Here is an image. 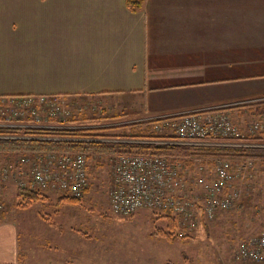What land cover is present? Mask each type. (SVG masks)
<instances>
[{"label": "crops", "instance_id": "1", "mask_svg": "<svg viewBox=\"0 0 264 264\" xmlns=\"http://www.w3.org/2000/svg\"><path fill=\"white\" fill-rule=\"evenodd\" d=\"M55 1L44 3L58 22L64 8V34L47 36L31 33L35 3L0 0V95L64 94L65 106H92L91 126L200 112L246 129L264 118V105L234 107L264 100V0H145L138 11ZM12 213L0 222V264H36L22 211Z\"/></svg>", "mask_w": 264, "mask_h": 264}, {"label": "rangeland", "instance_id": "2", "mask_svg": "<svg viewBox=\"0 0 264 264\" xmlns=\"http://www.w3.org/2000/svg\"><path fill=\"white\" fill-rule=\"evenodd\" d=\"M49 1L57 2L31 0L35 3L36 11V21L34 26L31 24V33L47 36L64 34V8L61 9L62 20L58 22L54 18L55 13L51 16V12H47L48 5L45 3ZM41 43L37 42V48ZM46 44L50 49L53 42L47 40ZM47 96L56 106L54 109L46 104L43 106L44 110L40 109L41 122L62 125L69 123L72 118L74 124L83 122L90 125L94 122L91 118V105L79 103L80 107H77L81 109L76 110L74 105L70 106L71 103L68 104L70 107L64 105V94ZM89 116L91 117L88 119ZM28 119L31 120L26 118V121L17 122H33ZM3 120L0 116L1 123ZM128 124L130 123L112 125ZM250 124L246 123V129H240L245 133ZM112 125L98 123L93 126ZM120 129L130 131L129 126L116 131ZM43 151L0 154V160L10 165L13 173L4 184H0V217L2 220L14 218L13 210L22 211V217L15 219L21 223L22 232L29 231L27 235L31 243L38 247L35 255L32 254L36 264L41 261L40 254L44 256L46 264H255L242 261L237 255L244 240L257 236L264 228L263 159L220 156L229 165L230 189L240 191V197L232 208L217 209L212 215L207 213L205 204L209 185L215 176L216 162L220 157L199 155L190 158L194 161L187 164L185 160L189 158L182 157L181 185L176 191L177 198L182 201L180 210L175 212L170 209L149 208L125 216L112 207L113 191L117 184L114 166L118 156L122 154L87 155V185L78 203L61 202L59 198L66 194L51 187L41 189L48 196L47 200L33 202L23 209L16 206L17 189L22 187L17 179L22 178L28 182L31 172L29 165H24L21 158L26 154L33 155L34 158L40 153L48 154ZM166 214L170 216L167 217ZM26 226L33 229L28 230ZM167 234H172V238ZM46 244L48 248L45 250L40 247ZM49 247L56 254H52ZM62 257L63 263L60 262Z\"/></svg>", "mask_w": 264, "mask_h": 264}, {"label": "built area", "instance_id": "3", "mask_svg": "<svg viewBox=\"0 0 264 264\" xmlns=\"http://www.w3.org/2000/svg\"><path fill=\"white\" fill-rule=\"evenodd\" d=\"M56 106L47 95H7L0 96V116L4 118L0 126H44L60 125L53 122H41L40 109L44 105ZM55 109V108H54ZM163 120L154 126L158 132H174L178 136L189 140L187 143L199 145H248L225 142H210L214 138H234L243 136L244 132L233 123L227 114H207L189 112L179 115L160 117ZM31 118L33 122L19 123ZM29 120V121H31ZM91 126V125H89ZM247 131V130H246ZM264 131V118L251 123L248 132ZM20 138L19 136H5ZM41 152V151H40ZM48 154L24 155L21 162L29 165V181L18 178L22 187L51 188L63 194L80 198L87 185L88 158L81 151H43ZM29 154V153H28ZM215 166V176L209 185L207 195V213L212 215L217 209L232 208L240 197V191L230 189L231 175L229 165L219 158ZM181 158L171 159L154 154H122L115 163L116 187L112 196V207L116 212L130 216L142 209H170L182 208V201L177 198L176 191L181 185ZM11 166L0 160V184H4L8 177H12ZM211 180V179H210ZM242 261L264 264V228L254 237L241 244L238 250Z\"/></svg>", "mask_w": 264, "mask_h": 264}, {"label": "trees", "instance_id": "4", "mask_svg": "<svg viewBox=\"0 0 264 264\" xmlns=\"http://www.w3.org/2000/svg\"><path fill=\"white\" fill-rule=\"evenodd\" d=\"M145 0H126L127 7L132 11H138ZM20 95V94H18ZM26 95V94H21ZM264 105V100L249 104H239L234 107ZM155 118L142 122L130 123L123 126H89L74 124L72 118L69 123L54 127L44 126H0V154L14 153V151L28 152L29 150L44 151H81L89 157L99 155L116 154H154L161 156L188 157L187 163L194 156L209 155L211 157L252 158L264 160V131L251 133L248 130L245 135L234 138H210V142H225L232 144L248 145H199L187 143L181 136L170 132H158L154 126L163 120L172 119ZM30 120V119H28ZM129 126V130H117ZM5 136H19L20 138H7ZM153 140L164 141L154 143ZM183 141V142H181ZM221 158V157H220ZM17 204L19 208H25L37 201H44L48 196L41 189L31 187H18ZM60 201L78 203L81 198L64 195ZM167 215V214H166ZM170 215H167L169 217ZM165 217V216H164ZM172 217V216H171ZM174 219V218H173ZM2 217H0V222ZM173 221V220H172ZM171 236L172 234H167Z\"/></svg>", "mask_w": 264, "mask_h": 264}]
</instances>
